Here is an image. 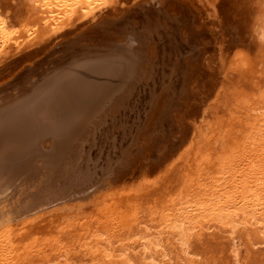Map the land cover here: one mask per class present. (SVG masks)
I'll list each match as a JSON object with an SVG mask.
<instances>
[{"label":"rangeland","instance_id":"rangeland-1","mask_svg":"<svg viewBox=\"0 0 264 264\" xmlns=\"http://www.w3.org/2000/svg\"><path fill=\"white\" fill-rule=\"evenodd\" d=\"M30 12L25 0H0V99L12 93L3 103L79 64H113L114 50L137 52L116 62L125 82L105 84L112 108L103 97L76 108L82 130L61 140L59 168L33 157L24 168L35 176L3 197L0 264H149L139 243L152 239L164 250L146 256L158 264H264L262 223L184 217L231 199L245 174L264 182V0H111L37 36ZM44 175L55 189L34 203Z\"/></svg>","mask_w":264,"mask_h":264},{"label":"bare ground","instance_id":"bare-ground-1","mask_svg":"<svg viewBox=\"0 0 264 264\" xmlns=\"http://www.w3.org/2000/svg\"><path fill=\"white\" fill-rule=\"evenodd\" d=\"M110 1L111 0H25V4H26L28 11L31 10V12L29 14L34 19L35 25H34L33 29H35L34 34H35V36H37L39 34L41 35L43 33H46L48 30L55 29V28L59 27L61 24L63 25L64 22L65 23L69 22L73 17H75L77 15L86 16L90 12H92L96 8H98L99 6L104 5ZM199 1L203 2L206 5H212L215 0H199ZM51 32H52V30H51ZM126 34H128V32ZM130 35H132V34H130ZM135 41H137V40L135 39ZM135 45L138 46L137 44H135ZM125 46H127V45H125ZM128 46H129V42H128ZM135 49L136 48L132 47V46L129 47L130 51L128 50V52H125L123 49H121V50L117 49V50L113 51L112 56H114V55L117 56L116 62H120L118 64L121 65L122 64L121 62H123V61L126 64V62L127 63L129 62V60L125 61L127 59H125V57H123L124 55L122 56V54H128V56H129V55L133 54L134 52L135 53L137 52V50H135ZM111 50H113V49H111ZM134 55H136V54H134ZM128 56H127V58H128ZM119 58H121V59H119ZM85 62H87V60ZM116 62H113V64L112 63L109 64L107 62L106 64H103V65L79 64V66H76L75 68L73 67L75 70L71 71L70 73H63L64 72L63 71V72H61V73H63L62 75L57 76L56 78H53V79L46 80V82L48 81L47 84L45 83L42 87H40L39 90L35 91V89H36L35 88L33 90L34 92L29 94V96H26V97H23L20 99L18 97L16 99L14 98V101H9V102L3 103L2 101L4 99L9 100L8 97H11L12 93L11 94L6 93V94L2 95L3 97L0 99V202L3 201L4 199L5 200L8 199V198H3V197H9L10 198V194L14 193L13 192L14 190H12V189H15V187L17 185L19 186V184H21L23 182H27V180L29 181L32 176H35L34 175L35 171H32L33 168H31V170H28L29 169L28 168L27 169L28 171L24 168V166L27 165L29 162L30 163L34 162V161L37 162L38 161L37 159H39V161H41L40 163H38V164H40V166L43 164L47 165L48 163H44V161H43V159L45 157L43 154L48 156L49 159H54L55 161L57 160V162H58L59 157H61L60 151L62 152V154L64 153L62 151L64 149V147L62 149V147H61L62 145H60L61 140L62 139L66 140L67 137L71 138L72 136H74V133L78 134L79 131L82 130V129H79L81 127L78 128V125L75 128V122H77V121L73 119L74 117H76L73 115H77L76 108L79 106V104L81 106H83L82 105L83 102L81 103V101H84L85 99H87V101L93 99V101L96 102L98 97L99 98L103 97L104 101L108 102L109 107L112 108L111 107L112 106L111 101H113V100L108 101L111 98L108 99V97L110 96V93L108 96L106 95V93H107L105 91L107 89L106 87L108 85H110L111 82L115 83L119 77H122L121 78V79H123L122 81L125 82V79L123 78V76H124V73L126 71L125 67H124V70H125L124 71L122 66H118V64ZM117 66H118V68L121 67L122 70L120 71V68L118 70V68H116ZM131 66H133V65H131ZM131 66H130V68H131ZM132 69H134V68H132ZM51 74H52V72H51ZM109 79H110V81H108ZM31 80H33V79H31ZM122 81L119 83H116L117 85H114L113 87L121 88V86H118V85H122L123 84ZM105 84H106V87H105ZM100 93H102V94L100 95ZM12 99H10V100H12ZM85 103H87V102H85ZM92 104H94V103H90V105H92ZM86 106H88V105H86ZM86 108H84V109H86ZM88 108L90 109V107H88ZM79 109H80V107H79ZM81 111L82 110L80 109V112ZM86 111H84V112L86 113ZM78 114H80V113H78ZM82 114H84V113H82ZM78 117H80V116H78ZM83 123H84V121H83ZM85 125H87V124H85ZM81 126H83V125H81ZM69 129H71V130H69ZM63 133H67V134H63ZM45 139H47L48 142H51L52 146H50V147H47L48 145L46 147L43 146V141ZM62 141H64V140H62ZM65 150H66V148H65ZM46 153H48V154H46ZM69 155L71 157V153H69L68 156ZM33 157H37V159L33 160L32 159ZM62 158H63V155H62ZM61 160H59L58 163H56L54 161L57 164L58 168L62 164V163H60ZM30 163L28 165H30ZM52 164H54V163L52 162ZM56 164H54V165H56ZM74 166L75 165H73L71 167H74ZM57 170L58 169H56L55 172H57ZM31 171L33 173H31ZM38 172L43 173L44 171L39 170ZM68 176H70V175H68ZM49 177L50 176H48V178H47V176L44 175L43 179H46V180H44L45 183H41L44 186L40 185V193L39 194L38 193L33 194L34 201L32 200V202H34V203L38 202L39 198L42 199L44 202L48 201V199L46 198L47 197L46 193L42 192L43 188L47 189V194H49L52 191L53 187L55 189V185L52 184L53 181L50 180ZM56 177H58V176H56ZM89 177H91V176H89ZM54 179H55V176H54ZM66 179H67V177H66ZM259 179H260V177H258L255 174L254 175L245 174V176L242 177V179L237 183L238 185L234 188L233 192L231 193V195H232L231 199L226 198L227 201L220 202L221 204H219L217 206L215 205V207L213 206L211 208L209 205H204L202 214L195 215V214H192L193 213V211H192V212H189L188 216H184V217H186V219L192 220L193 218L200 216V218H202V222H203L202 224L204 226H206L205 224H207L208 225L207 228H209L210 227V224H208L209 222H211V224H212V222H215V224L216 223L221 224L224 219L229 220V218H233L237 214H243L245 216L244 217L241 216V217L245 218V220L247 222H250L252 225L255 223H258V222L262 223L263 226H261V230L259 229V231H260L259 235L264 236V224H263L264 221L260 220V219H264V189L257 188L258 186H261L264 188V182H261V180H259ZM68 181L70 182V180H68ZM71 181H72V179H71ZM80 182H82V181H80ZM86 182L88 183L87 180H86ZM29 183L31 184V182H29ZM59 183H61V182H59ZM30 184L27 185V188L30 186ZM63 184H65V183H63ZM82 184H84V183H82ZM57 185L59 186V184H57ZM70 186H71V184L69 185V187ZM65 187H67L66 184H65ZM81 188H80V190H81ZM54 189H53V191H54ZM60 190H62V189H60ZM16 191L18 192V190H16ZM72 193H74V192L72 191ZM29 194H31V193H29ZM75 194H77V193H75ZM30 198L28 197V199H30ZM33 198H31V199H33ZM52 200H53V198H51V201ZM49 202H50V200H49ZM6 203H8V201ZM210 204H212V203H210ZM235 204L237 206L235 208H232ZM6 205H4V207ZM198 209H200V208H197V210ZM1 212H0V218L2 216ZM5 218H7V216L4 217V219ZM7 220L8 219H6V221ZM232 220H230V223L232 222ZM2 221L4 222V220H2ZM260 223H259V225H261ZM2 224H4V223H1V219H0V226H2ZM225 224L227 225L228 223L225 222ZM221 225H223V224H221ZM259 225L257 224V226H258L257 228H259ZM168 226H169V224H168ZM224 226L225 225H223L222 227H224ZM231 226L233 227L232 223H231ZM234 226H237V224ZM170 227H173V226L171 225L168 228H170ZM224 228H226V227H224ZM182 231H184V228L178 227L176 229V232L174 235L175 242H176L175 244L179 245V247H178L179 252H180V250L184 251V249H185L184 247L186 246V241H185L186 235L184 236V234H183L184 232H182ZM225 231L227 232V231H229V229L227 228V230H225ZM232 232H234V231H232ZM154 238L156 239V237H154ZM156 240H158V239H156ZM94 245H97V244H94ZM139 245L142 247L141 253H140V254H142V257L146 258V259H150L149 264H158V261L151 258L152 256L150 257V254L146 256V253H151V248H154V250H155L156 248L158 249V247H159V250L160 249L164 250L163 247H162L163 249L161 248L159 240L157 242L154 239H152V240L145 241V243L142 241L141 243H139ZM235 245H233V246H235ZM91 248H95V247H93V245H92ZM102 250L104 251L103 252L104 254H102V255L104 257H107L108 256V252H106L107 249L103 248ZM234 250H235V247H234ZM235 251H237V250H235ZM101 252L102 251H100V253ZM162 252H164V251H162ZM234 252H233V254H234ZM160 255L162 257L165 256L164 253H162ZM236 256H238V255H236ZM233 260H234V258H233Z\"/></svg>","mask_w":264,"mask_h":264}]
</instances>
